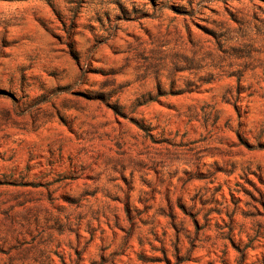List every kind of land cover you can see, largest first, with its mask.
Masks as SVG:
<instances>
[{
	"label": "rangeland",
	"instance_id": "obj_1",
	"mask_svg": "<svg viewBox=\"0 0 264 264\" xmlns=\"http://www.w3.org/2000/svg\"><path fill=\"white\" fill-rule=\"evenodd\" d=\"M0 264H264V0H0Z\"/></svg>",
	"mask_w": 264,
	"mask_h": 264
}]
</instances>
